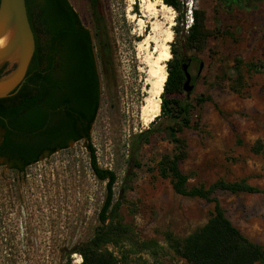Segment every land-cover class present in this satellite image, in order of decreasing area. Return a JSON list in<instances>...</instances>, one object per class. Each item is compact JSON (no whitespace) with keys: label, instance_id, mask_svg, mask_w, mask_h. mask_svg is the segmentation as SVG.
Wrapping results in <instances>:
<instances>
[{"label":"rangeland","instance_id":"rangeland-1","mask_svg":"<svg viewBox=\"0 0 264 264\" xmlns=\"http://www.w3.org/2000/svg\"><path fill=\"white\" fill-rule=\"evenodd\" d=\"M68 1L93 32L88 0ZM139 1L101 0L113 64L104 72L97 60L101 99L90 133L99 167L116 174L114 200L127 185L119 209L122 223L137 243L153 240L161 247L155 257L137 246L128 259L138 264H186L169 248L167 235L186 237L206 223L213 208L212 202L176 194L170 180L158 175L161 157L174 153L169 126H181L174 135L185 141L178 166L188 177V187L208 188L224 180L244 181L258 189L216 190L213 196L231 223L264 248V0H186L183 30L177 24L178 13L169 7L165 15L174 23L169 60L176 54L191 59L186 62L193 88L189 95L181 90L165 97L191 104L183 116L188 126L183 117L171 119L161 110L152 126V121L143 125L140 119L154 44L145 39L150 25L139 24ZM193 9L203 13L210 31L201 51L187 48L183 39ZM157 21L163 22L160 16ZM3 65L0 76L14 68L10 61ZM200 96L211 99L200 106L195 100ZM149 127L148 142L135 150V135ZM105 193V182L90 169L83 141L70 143L23 172L0 161V264H63L66 251L90 239L99 227ZM129 247L128 240L108 245L118 259ZM70 259L80 262L77 253Z\"/></svg>","mask_w":264,"mask_h":264},{"label":"trees","instance_id":"trees-1","mask_svg":"<svg viewBox=\"0 0 264 264\" xmlns=\"http://www.w3.org/2000/svg\"><path fill=\"white\" fill-rule=\"evenodd\" d=\"M185 1L162 0L178 13L177 24H181L182 30ZM88 2L93 32L83 25L68 0H25L35 38V51L23 83L8 97L0 98V127L5 129L0 157L12 171L23 172L42 158L66 149L72 142H85L90 169L98 180L105 182L106 193L98 214L99 227L90 239L66 251L63 264H138L128 259L130 254L136 253L137 246L140 250H149L155 257L161 247L153 240L137 243L129 227L122 223L119 209L125 200L127 185H123L118 199L114 200L116 174L99 167L91 144V128L101 99L97 60H100L104 72L113 63L102 2ZM173 31L176 33L178 27L175 26ZM184 31L186 47L196 51L204 48L210 35L204 25L203 13L197 9L191 11V24ZM171 52L175 55L173 50ZM183 61L186 58L176 54L166 64L167 76L160 95V110L162 115L171 119L188 115L191 106L189 102L181 103L165 97L183 90ZM1 72L2 69L0 75ZM210 99V96H200L195 100L202 106ZM183 118V124L188 126V121ZM153 124L154 121L150 126ZM167 131L169 141L174 144V153L161 157L157 166L158 175L170 180L176 194L213 203L203 226L184 238L167 235L169 248L186 264H264V248L250 241L231 223L218 199L213 196L216 190L236 193L257 192L258 189L244 181L224 180H217L208 188L188 187V177L178 166L179 160L185 156V141L174 135L181 131V126L177 129L169 126ZM150 134L149 127L135 135L134 149L148 142ZM131 159L134 160L133 157ZM124 240L130 242V247L123 250L121 259H118L108 245L116 247ZM72 253L79 255L80 262L72 263Z\"/></svg>","mask_w":264,"mask_h":264},{"label":"water","instance_id":"water-1","mask_svg":"<svg viewBox=\"0 0 264 264\" xmlns=\"http://www.w3.org/2000/svg\"><path fill=\"white\" fill-rule=\"evenodd\" d=\"M0 66L12 62L13 70L0 76V98L11 95L23 83L27 69L35 51V38L27 16L25 0H0ZM203 67L199 63V72ZM185 80L183 90L189 95L193 84L188 72V64L182 63Z\"/></svg>","mask_w":264,"mask_h":264},{"label":"bare ground","instance_id":"bare-ground-1","mask_svg":"<svg viewBox=\"0 0 264 264\" xmlns=\"http://www.w3.org/2000/svg\"><path fill=\"white\" fill-rule=\"evenodd\" d=\"M161 2V8H157ZM169 6L165 5L161 0H140L139 1V24L144 22L150 26L149 33L145 39L152 42L154 47L151 51L152 66L150 69L148 97L141 106L140 119L143 125H148L153 121L160 112V95L166 81L165 63L170 59L168 44L172 39L171 27L173 26V17L167 16ZM161 17L163 22L157 21ZM133 17V16H132ZM146 19V20H145ZM153 19H155L153 21ZM144 23V24H145ZM164 24V28L161 27ZM5 42V37L0 39V45Z\"/></svg>","mask_w":264,"mask_h":264},{"label":"flooded vegetation","instance_id":"flooded-vegetation-1","mask_svg":"<svg viewBox=\"0 0 264 264\" xmlns=\"http://www.w3.org/2000/svg\"><path fill=\"white\" fill-rule=\"evenodd\" d=\"M225 2H234V3H238L239 2V0H224ZM187 60H191L190 58H188V59H186V61ZM186 61H183V63H187ZM4 64V63H3ZM3 64H1V66H0V70L2 69L3 70V68H4V65ZM188 64V63H187ZM4 134H5V129H3L2 127H0V144L2 143V141H3V136H4ZM73 143V142H72ZM0 161H2L3 163H4V158L3 157H0Z\"/></svg>","mask_w":264,"mask_h":264}]
</instances>
